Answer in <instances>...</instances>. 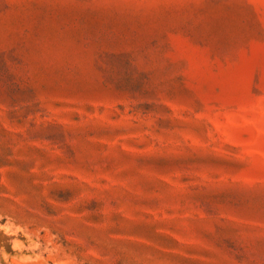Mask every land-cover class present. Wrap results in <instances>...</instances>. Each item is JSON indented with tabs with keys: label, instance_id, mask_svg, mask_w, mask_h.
Returning a JSON list of instances; mask_svg holds the SVG:
<instances>
[{
	"label": "rangeland",
	"instance_id": "374dc122",
	"mask_svg": "<svg viewBox=\"0 0 264 264\" xmlns=\"http://www.w3.org/2000/svg\"><path fill=\"white\" fill-rule=\"evenodd\" d=\"M0 264H264V0H0Z\"/></svg>",
	"mask_w": 264,
	"mask_h": 264
}]
</instances>
